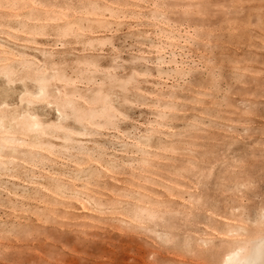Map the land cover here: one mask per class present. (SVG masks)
Wrapping results in <instances>:
<instances>
[{
	"label": "rangeland",
	"instance_id": "rangeland-1",
	"mask_svg": "<svg viewBox=\"0 0 264 264\" xmlns=\"http://www.w3.org/2000/svg\"><path fill=\"white\" fill-rule=\"evenodd\" d=\"M0 264H264V0H0Z\"/></svg>",
	"mask_w": 264,
	"mask_h": 264
},
{
	"label": "bare ground",
	"instance_id": "bare-ground-1",
	"mask_svg": "<svg viewBox=\"0 0 264 264\" xmlns=\"http://www.w3.org/2000/svg\"><path fill=\"white\" fill-rule=\"evenodd\" d=\"M234 258H229V260L227 261V263H230V261H232ZM239 261V259H238Z\"/></svg>",
	"mask_w": 264,
	"mask_h": 264
}]
</instances>
